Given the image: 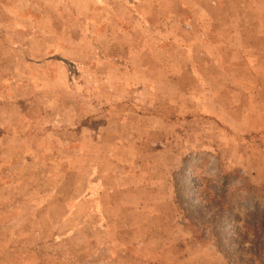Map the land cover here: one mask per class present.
Instances as JSON below:
<instances>
[{
    "label": "rangeland",
    "instance_id": "374dc122",
    "mask_svg": "<svg viewBox=\"0 0 264 264\" xmlns=\"http://www.w3.org/2000/svg\"><path fill=\"white\" fill-rule=\"evenodd\" d=\"M185 168L264 191V0H0V264H260Z\"/></svg>",
    "mask_w": 264,
    "mask_h": 264
},
{
    "label": "trees",
    "instance_id": "16d2710c",
    "mask_svg": "<svg viewBox=\"0 0 264 264\" xmlns=\"http://www.w3.org/2000/svg\"><path fill=\"white\" fill-rule=\"evenodd\" d=\"M188 169H182L176 173V195L177 201L182 207L184 218L190 222V225L196 229L195 235L200 241H204L205 237L218 244L219 248L224 251L233 250L236 253L245 245L244 233L242 230L241 217L235 208L240 207L241 203L249 202L252 204L250 215L254 227L252 228L253 236L252 244L255 252L254 257L256 263H264L262 250L264 249V191L257 190L255 187H245L246 194H240L241 186H236L235 177L233 174L224 175L218 182H215L214 187L218 189L215 195L210 193L204 196V191L195 192V198L200 199V204H190L192 210L188 207V202L185 200L186 195L194 188L200 189L196 181L199 177L192 176L193 180L187 175ZM182 175L181 178L177 175ZM193 183V187L190 184ZM208 192V189H205ZM184 204V205H183ZM188 205V206H187ZM238 210V209H237ZM190 213V216L186 213ZM205 230V231H204ZM198 233V234H197ZM243 238V239H242Z\"/></svg>",
    "mask_w": 264,
    "mask_h": 264
}]
</instances>
